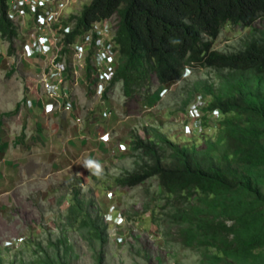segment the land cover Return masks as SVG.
Returning a JSON list of instances; mask_svg holds the SVG:
<instances>
[{
    "label": "rangeland",
    "instance_id": "1",
    "mask_svg": "<svg viewBox=\"0 0 264 264\" xmlns=\"http://www.w3.org/2000/svg\"><path fill=\"white\" fill-rule=\"evenodd\" d=\"M90 1L82 0L72 13ZM15 27L13 40L0 35V264H97L100 256L104 264H200V252L181 243L169 219L174 200L158 180L124 187L117 179L143 163L130 150L134 136L157 132L199 149L215 140L218 115L202 127L190 110L202 95L196 89L207 83L219 91L223 72L190 67L166 93L153 76L135 99L124 96L118 82L110 97L98 99L89 83H75L76 71L82 78L86 72L70 50L66 86L74 111H50L43 79L52 69L45 58H27L29 29L23 22ZM263 30L264 19L250 28L228 24L213 48L236 52ZM118 58L120 65L121 52ZM107 134L109 143L103 141ZM86 155L101 163L102 177L84 168ZM86 220L99 224L101 237Z\"/></svg>",
    "mask_w": 264,
    "mask_h": 264
},
{
    "label": "trees",
    "instance_id": "2",
    "mask_svg": "<svg viewBox=\"0 0 264 264\" xmlns=\"http://www.w3.org/2000/svg\"><path fill=\"white\" fill-rule=\"evenodd\" d=\"M6 9L0 0V35L13 40ZM114 14L121 64L108 92L122 82L124 96L135 99L153 76L165 91L190 67L223 72L219 91L207 83L196 89L211 96L205 110L221 114L215 140L199 149L157 132L134 136L130 150L143 163L117 183L136 187L156 178L174 200L169 219L181 243L200 252V264H264V30L236 52L213 48L226 25L250 28L264 19V0H91L71 20L67 42ZM85 223L101 237L99 224ZM97 264H104L102 256Z\"/></svg>",
    "mask_w": 264,
    "mask_h": 264
},
{
    "label": "built area",
    "instance_id": "3",
    "mask_svg": "<svg viewBox=\"0 0 264 264\" xmlns=\"http://www.w3.org/2000/svg\"><path fill=\"white\" fill-rule=\"evenodd\" d=\"M82 0H7L6 16L14 26L28 27L26 53L27 58L46 59L45 67L50 70L43 79L50 103L47 107L60 112H72L75 105L66 83L69 80L68 53L74 51V62L86 72V77L75 74V83L86 81L94 91L95 97L104 99L108 87L114 82L118 66L120 49L116 43L119 30L117 14L93 23L86 31L76 36L73 43L67 42V36L74 31L76 21L71 20L80 13L72 11ZM18 30V29H17ZM66 57L65 61L62 58ZM90 59L89 65L87 59ZM90 67V70H89ZM86 79V80H85ZM113 91L107 93L112 95ZM108 96V97H110ZM110 117L111 112L106 111ZM81 122V119H78ZM103 141L109 143L110 135H104ZM123 150L126 149L121 145Z\"/></svg>",
    "mask_w": 264,
    "mask_h": 264
},
{
    "label": "clouds",
    "instance_id": "4",
    "mask_svg": "<svg viewBox=\"0 0 264 264\" xmlns=\"http://www.w3.org/2000/svg\"><path fill=\"white\" fill-rule=\"evenodd\" d=\"M110 91H112V90H110ZM110 91L108 92V89H107V92L105 94L107 97L110 96V95L107 94V93H110ZM165 91H167V90H165ZM104 99H106V98L104 97ZM209 101L210 100L207 101L206 100V97H204V96L201 95V98L198 101H196L194 104H192V106H191V110L190 111L197 113V118L200 119L199 122L201 123L202 127H206V126L203 125L204 124V121H205L203 118L206 117L207 120H208V122H209V116L214 115V113H216L218 115V118H216V120H218V121L221 120V114L219 113L218 110L214 109L213 111H210V112H208V111L205 110L207 108V106H208V102ZM215 123L216 122H214V124ZM83 166H84V168H86L87 170H89V172H90L91 175H95L97 177H102L103 176V168H102V165L94 157H92L90 155H86L83 158Z\"/></svg>",
    "mask_w": 264,
    "mask_h": 264
},
{
    "label": "bare ground",
    "instance_id": "5",
    "mask_svg": "<svg viewBox=\"0 0 264 264\" xmlns=\"http://www.w3.org/2000/svg\"><path fill=\"white\" fill-rule=\"evenodd\" d=\"M82 9H83V7H82ZM82 12V11H81Z\"/></svg>",
    "mask_w": 264,
    "mask_h": 264
}]
</instances>
